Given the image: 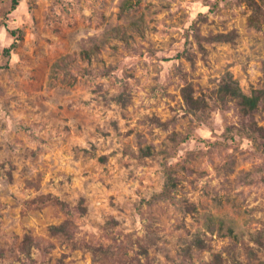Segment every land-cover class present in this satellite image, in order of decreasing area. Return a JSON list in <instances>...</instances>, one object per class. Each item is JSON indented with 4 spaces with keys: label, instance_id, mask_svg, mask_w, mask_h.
<instances>
[{
    "label": "rangeland",
    "instance_id": "rangeland-1",
    "mask_svg": "<svg viewBox=\"0 0 264 264\" xmlns=\"http://www.w3.org/2000/svg\"><path fill=\"white\" fill-rule=\"evenodd\" d=\"M12 1L0 264H264V0Z\"/></svg>",
    "mask_w": 264,
    "mask_h": 264
},
{
    "label": "trees",
    "instance_id": "trees-1",
    "mask_svg": "<svg viewBox=\"0 0 264 264\" xmlns=\"http://www.w3.org/2000/svg\"><path fill=\"white\" fill-rule=\"evenodd\" d=\"M18 2V0H13L12 8H15ZM130 4L133 3L129 0V4L127 6H129ZM255 20L262 23L264 26V10H257ZM12 32L14 33L15 31ZM5 50L9 51V47H6ZM215 95L219 100L222 101H236L240 107L241 112H243L244 114L254 112L260 107L264 109V88H255L252 89L250 93H245L241 90L237 81L231 76H228L220 83L219 87L215 91Z\"/></svg>",
    "mask_w": 264,
    "mask_h": 264
}]
</instances>
